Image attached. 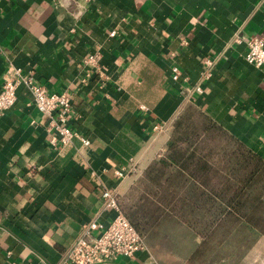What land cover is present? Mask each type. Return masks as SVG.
Returning a JSON list of instances; mask_svg holds the SVG:
<instances>
[{"label":"crops","instance_id":"0c3cea01","mask_svg":"<svg viewBox=\"0 0 264 264\" xmlns=\"http://www.w3.org/2000/svg\"><path fill=\"white\" fill-rule=\"evenodd\" d=\"M253 36L264 38V0H0V87L17 66L65 92L78 135L52 145L25 86L0 115V264H57L90 222L112 220L105 190L143 233L139 205L121 199L165 156L188 105L264 158V65L245 59ZM101 264L164 263L145 243Z\"/></svg>","mask_w":264,"mask_h":264},{"label":"rangeland","instance_id":"374dc122","mask_svg":"<svg viewBox=\"0 0 264 264\" xmlns=\"http://www.w3.org/2000/svg\"><path fill=\"white\" fill-rule=\"evenodd\" d=\"M210 122L185 107L169 136L186 157L179 175L167 181L170 168L154 159L121 205H139L145 243L164 264H264V161ZM185 137L198 145L193 159Z\"/></svg>","mask_w":264,"mask_h":264},{"label":"built area","instance_id":"2783aa9c","mask_svg":"<svg viewBox=\"0 0 264 264\" xmlns=\"http://www.w3.org/2000/svg\"><path fill=\"white\" fill-rule=\"evenodd\" d=\"M95 58V55L90 54L86 60L93 63ZM245 59L255 67L264 65V38L253 36L248 40ZM171 70L172 78L178 80L180 77L178 67L173 66ZM19 86L28 88L36 108L48 116L47 131L52 145H66L78 136L68 125L72 108L69 96L65 92H48L46 87L35 81L33 73L24 72L21 67H10L3 77L0 87V115L14 105ZM200 89L199 86L196 87V90ZM80 140L85 145L89 144V140L84 137H80ZM129 169L134 170L135 166L132 164ZM117 174L123 175L122 171H118ZM102 196L105 205L116 211L112 220L108 225L97 221L90 222L86 233L74 239L57 264H101L114 259L117 255L131 256L145 246L143 234L120 211L113 194L105 190ZM11 264L17 263L12 261Z\"/></svg>","mask_w":264,"mask_h":264},{"label":"trees","instance_id":"16d2710c","mask_svg":"<svg viewBox=\"0 0 264 264\" xmlns=\"http://www.w3.org/2000/svg\"><path fill=\"white\" fill-rule=\"evenodd\" d=\"M211 126L214 127L215 129H224L222 126L216 124L215 122L211 121ZM207 128H204V132H207ZM185 142L188 141V138L185 137L183 139ZM238 141V140H237ZM180 140H175L173 137L169 138L167 143H166V155L159 159V162L161 164H164L166 168H170L169 175L166 177V180L168 181L172 175H179V170H181V165H183V152L180 146ZM188 150L189 155L188 158L193 159L195 157V153L198 149V145L196 142L193 141H188ZM239 142V141H238ZM239 147L241 151L243 150L247 155L256 157L258 160H260L261 163H263L264 158L258 155L257 153L253 152L251 149L246 147L243 143L239 142ZM182 152V153H181ZM160 176V174H159ZM158 176V179H159ZM196 177V174H193V178ZM168 194H170V187L167 189Z\"/></svg>","mask_w":264,"mask_h":264}]
</instances>
